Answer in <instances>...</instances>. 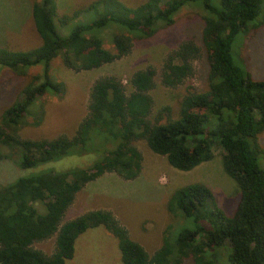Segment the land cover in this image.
Instances as JSON below:
<instances>
[{
  "label": "trees",
  "instance_id": "obj_1",
  "mask_svg": "<svg viewBox=\"0 0 264 264\" xmlns=\"http://www.w3.org/2000/svg\"><path fill=\"white\" fill-rule=\"evenodd\" d=\"M52 1L35 0L31 5L38 45L27 50L0 46V66L18 75H24L27 67L42 65L41 74L32 77L0 115V161L12 158L2 147L20 150L22 168L69 153L103 152V148L104 156L87 167L41 171L0 184V264H64L74 256L76 239L95 227L117 240L123 264H218L207 258V249L225 241L230 245V264H264V169L257 160L258 154H264L258 141L264 131V78H254L231 56L236 35L249 37L252 30L264 26V0H144L136 6L122 0H92L72 13H58ZM186 4H197L205 11L202 48L192 39L180 42L164 59L160 81L169 88L183 84L194 75V62L202 49L208 71L206 89L188 87L176 115L164 106L152 117L150 91L156 85L157 70L147 65L132 72L128 91L117 76L96 78L89 90L87 113L71 136L30 139L19 135L25 117L32 115L35 125L44 118L43 107L35 113L29 110L37 98L48 91L65 93V84L49 74L52 60L60 56L66 67L77 71L114 62L130 52L133 34L151 37L159 25H171ZM83 12H94L95 18L75 24L66 35L59 33V27ZM110 24L117 32L112 34L111 47L104 48L93 32ZM163 112H167L165 118ZM210 115L217 116L218 122L207 130L204 124ZM137 140H144L154 153L182 171L210 160L211 148L218 144L223 170L240 192L233 214L228 216L217 206L205 184L183 185L170 194L167 208L196 225L182 228L173 242L165 229L161 246L152 254L130 238L110 210H89L63 222L65 211L88 182L104 173L125 180L139 175L142 154L134 144ZM53 236L52 253L33 246Z\"/></svg>",
  "mask_w": 264,
  "mask_h": 264
},
{
  "label": "rangeland",
  "instance_id": "obj_2",
  "mask_svg": "<svg viewBox=\"0 0 264 264\" xmlns=\"http://www.w3.org/2000/svg\"><path fill=\"white\" fill-rule=\"evenodd\" d=\"M35 0H0V46L14 50H27L40 43V37L31 17V5ZM92 0H53L58 13H72L87 5ZM129 6H136L144 0H122ZM203 8L197 4L184 5L175 15L174 22L159 25L156 32L148 38L132 36L130 52L98 68L74 70L62 62L61 57L52 60L49 74L54 80L65 84L64 94L45 92L37 98L29 110L37 112L44 108L45 115L35 125L32 115L23 119L19 135L23 138H52L59 134L71 136L87 113L90 87L93 81L104 75H114L126 84L128 78L138 69L153 65L157 70L156 85L150 91L153 98L152 117L164 106L170 108V114L178 112V101L188 87L197 90L206 89L208 61L202 49L201 56L195 60V73L176 88L164 86L160 81V71L167 54L175 49L180 42L192 39L202 48V16ZM95 18L94 12H83L72 19L67 25L59 27V33H70L77 23H87ZM55 18V23L56 22ZM95 30L93 34L102 39V46L110 48L112 34L117 29L111 27ZM104 38V41H103ZM104 43V44H103ZM231 56L236 65L250 71L254 78H264V26L252 30L249 37L239 33L233 40ZM24 75H18L9 68L0 66V115L19 96L21 88L36 75L42 72V65L26 68ZM227 110L223 111L226 117ZM167 112H163L165 118ZM217 116L210 115L204 126L207 130L215 128ZM259 144L264 147V131L258 135ZM142 154V167L139 175L125 180L115 173H104L88 182L75 196L74 203L65 211L62 221L94 209L110 210L128 231L132 240L141 244L152 254L162 244L164 230L168 228L169 238L174 241L178 232L185 227H195V223L180 213L167 208L170 194L177 188L189 183H203L211 191L214 201L230 216L239 200V188L233 178L227 175L222 167V150L218 144L211 148L213 157L189 171L172 167L165 156L154 153L144 140L134 143ZM12 158L0 161V184L8 185L23 176L41 171L87 167L104 156L102 150L89 151L84 154L69 153L59 159L39 164L34 167L22 168L18 165L20 150L2 147ZM258 164L264 169V154L257 155ZM209 205H211L209 203ZM42 212V211H41ZM36 248L50 254L54 247V236L34 243ZM230 245L225 241L221 246L207 249V258L218 264H230L228 255ZM64 264H123L117 240L102 227L87 229L76 241V251L71 259Z\"/></svg>",
  "mask_w": 264,
  "mask_h": 264
},
{
  "label": "crops",
  "instance_id": "obj_3",
  "mask_svg": "<svg viewBox=\"0 0 264 264\" xmlns=\"http://www.w3.org/2000/svg\"><path fill=\"white\" fill-rule=\"evenodd\" d=\"M73 203H74V202H73ZM90 229H91V228H90ZM80 236H81V235H80ZM80 236H79V237H80ZM79 237H78V238H79ZM78 238H77V239H78ZM77 239H76V241H77ZM75 251H76V242H75ZM74 254H75V253H74Z\"/></svg>",
  "mask_w": 264,
  "mask_h": 264
}]
</instances>
